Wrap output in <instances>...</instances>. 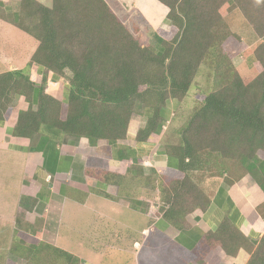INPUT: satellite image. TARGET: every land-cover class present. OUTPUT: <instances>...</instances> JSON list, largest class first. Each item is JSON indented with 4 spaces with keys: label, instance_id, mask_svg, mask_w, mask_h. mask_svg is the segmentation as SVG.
Segmentation results:
<instances>
[{
    "label": "trees",
    "instance_id": "trees-1",
    "mask_svg": "<svg viewBox=\"0 0 264 264\" xmlns=\"http://www.w3.org/2000/svg\"><path fill=\"white\" fill-rule=\"evenodd\" d=\"M159 1L169 7L167 18L177 29L173 39L163 41L160 47L143 45L105 0H52V7L38 0H19L21 11L9 20L0 13L2 19L39 43L28 68L0 74V125H5L15 98L24 96L29 107L18 112L11 135L34 141L54 131L86 138L97 146L100 141L126 140L131 119L141 106L147 119L136 134L138 146L147 148L142 157L152 151L155 143L150 140L161 135L172 118L169 103L186 98L200 66L209 62L214 91L181 127L180 140L163 149L176 164L154 171L145 183L139 181L142 185L152 183L158 191L163 220L184 230L191 214L210 207L207 179L221 178L233 186L250 176L264 194V158L259 155L264 153V42L248 49L226 19L228 12L238 8L256 35L264 38V0ZM240 56L250 70L254 66L262 69L261 75L246 78L234 63ZM33 65L41 69L44 84L48 73L56 77L67 70L72 73L63 100L33 82ZM131 150L119 151L121 160L129 163L127 174L143 171L138 166L141 159L131 157ZM86 173L108 186L134 182L127 175L100 169L88 168ZM36 205L35 198L20 199L26 212ZM256 211L264 219V202ZM218 235L226 240L231 236L245 239L228 219L222 222ZM26 237L16 234L8 251L14 259L25 264H79V259L64 249L44 242L29 243ZM248 251V264H264V235L257 246L249 245Z\"/></svg>",
    "mask_w": 264,
    "mask_h": 264
},
{
    "label": "crops",
    "instance_id": "crops-1",
    "mask_svg": "<svg viewBox=\"0 0 264 264\" xmlns=\"http://www.w3.org/2000/svg\"><path fill=\"white\" fill-rule=\"evenodd\" d=\"M8 1L19 2L0 0L4 7L9 5ZM38 1L46 6L52 2ZM236 13L243 16L242 12L235 8L227 13V22ZM243 18L248 25L247 28L237 20L228 24L231 30L241 37L248 49L256 48L258 44L264 42V38H259L250 23L244 16ZM4 21L0 17L2 30H11L14 36L20 39L24 37L15 32L18 27ZM248 27L253 29L255 38L249 35L251 32ZM28 37L31 39L30 35ZM247 40L250 42L247 43ZM15 45L17 46L15 54L2 57L11 68L0 74L28 68L39 43L26 40ZM238 59H242L238 64L239 68L246 66L242 56L237 57L234 63ZM41 72L40 68L33 65L32 80L34 81L36 76L42 79ZM36 93L38 94V88ZM14 101L17 106L10 108L5 116V125H0V163L4 167L3 175L12 176L16 171L20 174L16 183L14 204L5 205L9 214L2 215L10 224V230H0L3 235L8 234L7 240L10 243L5 246L7 254L18 234L25 240L28 236L29 243L44 242L64 249L78 258L79 264H102L98 257L106 251L110 252H106L108 255L131 254L137 259L143 249V240L132 235L128 223L122 219L129 210L147 216L151 229L153 226L162 228L169 238L182 248L178 254L179 258H184L180 260L181 264H248L251 257L249 245L257 246L264 235V219L256 211L264 202V194L250 176H246L233 186L226 185L222 179V183L212 192L210 207L205 211L198 210L191 214L188 217L189 227L177 230L163 220L161 213L157 216L148 213V204L149 207L153 204L155 192L158 194V191L154 189L152 183L149 185L140 183L141 181L145 183L149 176L154 175V171L159 173L168 165L176 164L175 159L165 155L164 148H160L159 143L163 139L164 130L161 135L153 136L150 141L155 143L154 148L142 157L140 155L145 154L144 150L147 148L146 145L137 144L136 134L139 128L134 139H129L128 133V138L124 141L119 143L100 141L97 146H92L86 138L62 136L54 131L46 132L31 141L27 138H16L10 133L16 124L18 112L28 106L24 96H17ZM177 105L173 104L176 108L179 107ZM172 110L169 107L170 113ZM127 147L133 149L130 151L131 157L137 156L141 159L142 162L138 166L143 168V171L135 169L127 174L129 163L122 161L119 154L120 150ZM88 168L105 170L121 176L127 175V178L134 182L129 185L121 182V186H108L106 182L98 181L94 175H88L86 173ZM7 169L10 170V175ZM138 182L141 185L138 186ZM22 196L37 199V205L31 212H26L20 207ZM21 214H24L22 221L18 218ZM225 219L230 220L240 230L245 237L244 240L238 236H231L226 240L218 235ZM98 221L102 226H107L106 229L103 226L102 232L91 233L90 227ZM69 224L71 232L76 233L75 239L71 240L70 248L69 245L68 247L64 245L67 239L63 233V229L69 227ZM84 230H87V233H83ZM149 232L150 230L146 229L144 236L148 237L151 234Z\"/></svg>",
    "mask_w": 264,
    "mask_h": 264
},
{
    "label": "rangeland",
    "instance_id": "rangeland-1",
    "mask_svg": "<svg viewBox=\"0 0 264 264\" xmlns=\"http://www.w3.org/2000/svg\"><path fill=\"white\" fill-rule=\"evenodd\" d=\"M105 2L115 17L136 39L140 40L143 45L160 47L163 41L172 40L177 32V29L172 28V24L167 18L168 12L170 10L169 7L165 6L159 0H105ZM7 4H9L7 7H0V13L4 14L6 19L9 20L10 16H12L14 13L20 12L22 7L20 2L8 1ZM52 6L53 3L50 1L48 7ZM234 20H237L244 27L248 26L240 13L233 15L232 19H229L228 22L232 23ZM25 23L27 24V22ZM1 27L2 26L0 25V73L11 68V66L6 64L2 57L15 54L17 48L15 43H24L26 40H30L34 43L38 42L31 35V39H29V35L18 28H16L17 31L15 32L19 35H23L24 37L22 39L14 36V33H12L11 30H2L3 28ZM248 28L251 32L249 35L255 38L253 29H251V27ZM25 36L27 39H25ZM249 42L250 40H247V43ZM25 47L28 49L27 45ZM241 61L242 59H238L235 61V64L238 66ZM253 68L254 69L250 70L247 66H240L239 69L243 72L246 78L252 79L259 77L263 71L262 69L255 70V66ZM213 74V67L209 64V62H205L200 66L186 98L181 102L178 101V103L176 101H171L169 103V107L173 109V115L172 118L169 119V122H166L165 124V133L162 141L159 143L161 145V149L170 143L178 142L180 140L179 130L181 127L185 125L195 108L203 102L205 97L214 91ZM71 76L72 73L67 70L63 76L59 77H56L52 73H48L45 84L43 83L42 79L38 78L37 76L34 77L35 80L33 82L40 86L43 85L47 94H50L57 99L63 100L65 93L67 92V87ZM173 104H178L177 106L180 107L176 108L173 106ZM12 106H17L16 101H14ZM28 107L29 105L27 108ZM145 111L146 110L140 106L138 112L133 115L129 127V139H134L138 128L140 129L146 126L147 119L144 118ZM259 155L264 158L263 152H260ZM7 173L10 175L9 169H7ZM3 174L4 167L0 163V230H10V224L7 223V219L2 217V215L8 216L9 214L5 205L14 204V198H16L17 193L16 183L20 174L18 171L15 173L13 172L12 176H6ZM221 183V178L207 179L205 182L207 192H210L212 195V192ZM160 205L161 204L158 194L155 192L153 204H150V207L148 204V213H152L153 215L156 214L154 216L159 215ZM18 218L19 220L21 219V221L22 219L24 220V214H21ZM122 219L128 223L130 230H132L131 234L138 236L141 241L143 240V249L137 259H135V256L131 254L113 253L108 255L110 252H102L101 254L103 257H98V259H101L102 264H181L180 260L184 258H179L178 254L179 250L182 251V248L173 240H171L169 235L166 234L162 228L153 226L151 229L150 225H148L150 219L147 216L128 210L126 214L122 216ZM91 221L92 223L94 222V220ZM108 223L112 225L110 222ZM110 225H108V227L113 228V226ZM103 226L101 222L98 221L97 224H94L90 227V232L100 233L102 232ZM69 227L64 228L63 233L65 235L64 238L67 239V243L64 245L67 247L69 245L70 248L71 240L75 239L74 235L76 233L71 232V225ZM106 227L107 226H105V229ZM146 229H149V233H151L148 237L144 236L146 235ZM86 231L87 230H84L83 233H87ZM7 239L8 234L3 235V233L0 232V264H2V262L5 264L7 261L9 262H7L8 264H25L24 260L14 259L11 254L9 255L6 253L5 246L10 243ZM5 253L7 254L6 256H4ZM94 258L95 256L92 257L93 260Z\"/></svg>",
    "mask_w": 264,
    "mask_h": 264
}]
</instances>
